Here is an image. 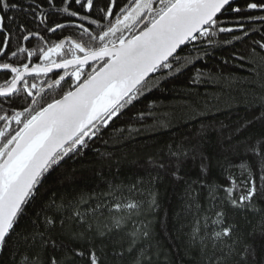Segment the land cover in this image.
Returning a JSON list of instances; mask_svg holds the SVG:
<instances>
[{"label": "snow or ice", "instance_id": "1", "mask_svg": "<svg viewBox=\"0 0 264 264\" xmlns=\"http://www.w3.org/2000/svg\"><path fill=\"white\" fill-rule=\"evenodd\" d=\"M245 40L248 55L234 51L223 65L264 62V0H0V264H152L162 251L150 218L165 179L184 186L193 218L183 252L164 264H264V249L240 246L228 220L232 211L264 212V137L245 145L239 162L221 165L223 180L213 179L203 146L213 125L202 117L219 98L201 86L236 82L208 61ZM154 90L180 95L200 127L177 138L180 124L161 117L155 101L128 115ZM162 135L169 142L143 145L152 151L132 161L138 171L117 182L121 161L110 147ZM89 151L102 190L46 187Z\"/></svg>", "mask_w": 264, "mask_h": 264}, {"label": "trees", "instance_id": "2", "mask_svg": "<svg viewBox=\"0 0 264 264\" xmlns=\"http://www.w3.org/2000/svg\"><path fill=\"white\" fill-rule=\"evenodd\" d=\"M249 43L250 41L245 40L242 43L236 42L233 46L219 47L215 50L213 58L208 61L209 67L221 68L225 74H234L236 82L231 88L224 86L223 81H217L215 84L200 88L202 94L206 87L209 96L219 98L213 101L212 106L206 109V113L202 117L204 123L213 125L203 146L212 155V175L213 179L216 180L224 179L221 165L239 162L242 157L247 155L245 145L252 144L264 137V119H257L264 113V62L257 56L256 65L251 64L250 61L245 62L244 67H241L239 62H230L228 65L221 63L222 59L230 58L234 51L242 52L247 56ZM188 75L189 73L186 72L179 76L174 82L175 85L180 87ZM2 82L3 77L0 76V83ZM167 87L171 89L173 84H169ZM151 101H155L157 105L161 106L159 112L161 117L172 119L174 126L180 124L179 130L175 133L177 138L200 127V119L194 118L191 113L181 107L184 100L174 92L161 93L154 90L147 95L146 99L142 98L141 102L136 104L128 115L142 109ZM127 119L128 116L123 117L114 127H120ZM183 121H187V123H183ZM227 136L232 137L230 144L225 140ZM105 138L110 140V145L113 143L108 135ZM169 140L170 137L167 135L159 136L157 139L140 136L135 141H127L126 146L125 141H121L115 147H110V150L115 154V159L121 161L119 175L115 176L116 181L127 183L133 178V174L138 171V168L132 161L145 155L146 152L152 151L151 148L144 149L143 145L158 143L163 146ZM96 146L100 147V143L98 142ZM101 151L104 149L101 148ZM99 167L100 164L97 162L96 156L89 151L82 161L76 163L69 161L57 172L52 173L46 182V187L54 184L57 192L102 190L104 188L103 181L97 180L92 171ZM73 168L77 170L74 177H70L64 185L56 183L57 176L65 171L71 173ZM187 171L189 176H194L197 169L189 164ZM232 171L236 176H240L239 169L233 168ZM107 173L108 169L105 167L106 179H112L113 177ZM156 188L159 193L160 207L157 214L150 219L153 222V235L159 241L162 254L154 256L152 264H164L166 259L176 258L175 254L178 249L183 252V242L186 240L185 233L189 231L187 225L193 217L185 211L183 185L174 183L171 179H165ZM137 198L146 199L147 193ZM201 203H205L203 195L201 196ZM259 207L264 208V205ZM228 220L237 227L234 238L235 236L241 238L240 246L246 242L257 251L264 249V235L260 234L261 230L264 229V212L232 211L228 213ZM188 259L189 257H185V260Z\"/></svg>", "mask_w": 264, "mask_h": 264}]
</instances>
